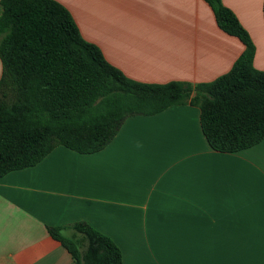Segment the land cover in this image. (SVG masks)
<instances>
[{
	"label": "crops",
	"instance_id": "crops-1",
	"mask_svg": "<svg viewBox=\"0 0 264 264\" xmlns=\"http://www.w3.org/2000/svg\"><path fill=\"white\" fill-rule=\"evenodd\" d=\"M56 1L138 82H212L245 51L204 0ZM221 1L249 32L264 71V0ZM78 222L112 238L123 264H264V141L217 152L200 109L186 104L127 118L100 152L58 146L0 177V264H76L48 227Z\"/></svg>",
	"mask_w": 264,
	"mask_h": 264
},
{
	"label": "trees",
	"instance_id": "trees-1",
	"mask_svg": "<svg viewBox=\"0 0 264 264\" xmlns=\"http://www.w3.org/2000/svg\"><path fill=\"white\" fill-rule=\"evenodd\" d=\"M204 1L218 27L238 38L245 51L228 73L193 85L127 77L84 39L56 0H1L0 177L38 165L58 146L100 152L127 118L186 104L200 109L203 133L217 152L235 153L264 141V71L254 66L255 45L221 0ZM48 230L76 264H123L114 240L86 222Z\"/></svg>",
	"mask_w": 264,
	"mask_h": 264
},
{
	"label": "rangeland",
	"instance_id": "rangeland-1",
	"mask_svg": "<svg viewBox=\"0 0 264 264\" xmlns=\"http://www.w3.org/2000/svg\"><path fill=\"white\" fill-rule=\"evenodd\" d=\"M1 67H2V65H1ZM1 74H2V69H1Z\"/></svg>",
	"mask_w": 264,
	"mask_h": 264
}]
</instances>
